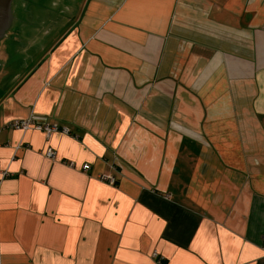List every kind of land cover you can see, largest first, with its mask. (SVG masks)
<instances>
[{"label":"crops","instance_id":"crops-1","mask_svg":"<svg viewBox=\"0 0 264 264\" xmlns=\"http://www.w3.org/2000/svg\"><path fill=\"white\" fill-rule=\"evenodd\" d=\"M49 35L0 96V264H264V0H82Z\"/></svg>","mask_w":264,"mask_h":264},{"label":"rangeland","instance_id":"rangeland-1","mask_svg":"<svg viewBox=\"0 0 264 264\" xmlns=\"http://www.w3.org/2000/svg\"><path fill=\"white\" fill-rule=\"evenodd\" d=\"M81 2L82 0H13V19L0 40V96L4 88L13 84L15 75L25 71L26 65L40 47L49 42L50 35L43 37L42 34L48 29L50 17H74ZM65 6L69 11L63 14L62 7ZM58 30L60 32L62 28ZM22 47L26 51H20Z\"/></svg>","mask_w":264,"mask_h":264},{"label":"built area","instance_id":"built-area-1","mask_svg":"<svg viewBox=\"0 0 264 264\" xmlns=\"http://www.w3.org/2000/svg\"><path fill=\"white\" fill-rule=\"evenodd\" d=\"M9 127L26 131L27 129H36L39 131H42L46 137H48L52 132L60 130L63 133H67L68 130L64 127H58L57 124H50L45 121H39L35 119L33 116H28L19 120H14L11 123H9ZM45 156L52 159L54 157V151L50 148L46 149ZM70 166H72V163H69ZM89 168L88 164H83L81 169L87 170ZM11 173L7 171L6 169H3L0 167V181L4 179L5 177L9 176ZM101 179L106 180L108 183L113 184L115 182V178L113 176H104L101 175ZM262 247L264 248V235L262 237ZM151 258L153 260L152 264H162L164 259L161 257L156 250H153L151 252Z\"/></svg>","mask_w":264,"mask_h":264},{"label":"water","instance_id":"water-1","mask_svg":"<svg viewBox=\"0 0 264 264\" xmlns=\"http://www.w3.org/2000/svg\"><path fill=\"white\" fill-rule=\"evenodd\" d=\"M12 2L13 0H0V40L10 27L13 19Z\"/></svg>","mask_w":264,"mask_h":264}]
</instances>
